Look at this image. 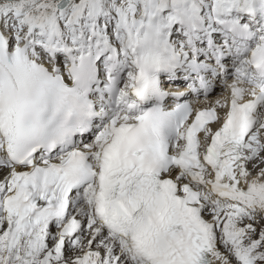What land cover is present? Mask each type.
Listing matches in <instances>:
<instances>
[{
	"label": "snow or ice",
	"instance_id": "obj_1",
	"mask_svg": "<svg viewBox=\"0 0 264 264\" xmlns=\"http://www.w3.org/2000/svg\"><path fill=\"white\" fill-rule=\"evenodd\" d=\"M0 264H264V0H0Z\"/></svg>",
	"mask_w": 264,
	"mask_h": 264
}]
</instances>
